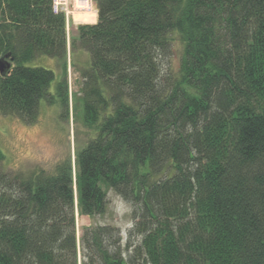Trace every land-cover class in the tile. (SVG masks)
I'll return each mask as SVG.
<instances>
[{
  "label": "trees",
  "instance_id": "trees-1",
  "mask_svg": "<svg viewBox=\"0 0 264 264\" xmlns=\"http://www.w3.org/2000/svg\"><path fill=\"white\" fill-rule=\"evenodd\" d=\"M94 1L97 21L68 42L52 0H0V114L33 123L42 99L68 114L76 40L94 132L74 171L0 166V264H264V0ZM41 55L60 63L54 92ZM109 190L132 225L78 240L76 213L104 214Z\"/></svg>",
  "mask_w": 264,
  "mask_h": 264
},
{
  "label": "rangeland",
  "instance_id": "rangeland-1",
  "mask_svg": "<svg viewBox=\"0 0 264 264\" xmlns=\"http://www.w3.org/2000/svg\"><path fill=\"white\" fill-rule=\"evenodd\" d=\"M84 15L76 13L74 18L82 19ZM79 24L84 23L77 22V20L74 22L69 18V42L75 39L72 38L71 33L75 28L77 29ZM68 45L67 79L70 98L68 114L61 117L59 103L49 104L44 99L39 103L38 116L33 123H26L16 116L0 114V151L4 155L0 166L21 179L30 177V175H38L41 172L52 174L56 166L67 158L71 159L74 171L75 153L94 134L93 130L89 129L83 121V102L80 98L82 85L80 71L87 66L89 54L81 49L76 40L71 47L70 43ZM180 51V41L175 39L171 62L174 68L178 65ZM31 64L43 66L54 72L55 79L50 85V91L54 92L56 83L62 77L59 61L53 57L41 55ZM90 223L116 225L120 227L124 237L126 230L132 225L130 206L109 190L108 205L104 214L91 219L76 213L78 240L82 227Z\"/></svg>",
  "mask_w": 264,
  "mask_h": 264
},
{
  "label": "built area",
  "instance_id": "built-area-1",
  "mask_svg": "<svg viewBox=\"0 0 264 264\" xmlns=\"http://www.w3.org/2000/svg\"><path fill=\"white\" fill-rule=\"evenodd\" d=\"M52 8L55 12L63 13L67 23L69 18L75 21L76 13L94 15L96 12L93 0H52Z\"/></svg>",
  "mask_w": 264,
  "mask_h": 264
},
{
  "label": "water",
  "instance_id": "water-1",
  "mask_svg": "<svg viewBox=\"0 0 264 264\" xmlns=\"http://www.w3.org/2000/svg\"><path fill=\"white\" fill-rule=\"evenodd\" d=\"M7 56V55H6ZM4 67H5V62H4V59H0V73L3 72L4 70Z\"/></svg>",
  "mask_w": 264,
  "mask_h": 264
},
{
  "label": "bare ground",
  "instance_id": "bare-ground-1",
  "mask_svg": "<svg viewBox=\"0 0 264 264\" xmlns=\"http://www.w3.org/2000/svg\"><path fill=\"white\" fill-rule=\"evenodd\" d=\"M86 15H88V14H86ZM86 15H84L83 17H82V19L84 20V21H88L89 19H88V17L86 16ZM91 18L93 17V16H90ZM81 18H78L77 20H80Z\"/></svg>",
  "mask_w": 264,
  "mask_h": 264
},
{
  "label": "crops",
  "instance_id": "crops-1",
  "mask_svg": "<svg viewBox=\"0 0 264 264\" xmlns=\"http://www.w3.org/2000/svg\"><path fill=\"white\" fill-rule=\"evenodd\" d=\"M76 29V28H75ZM75 29L72 31V38H76V35H77V29L75 31Z\"/></svg>",
  "mask_w": 264,
  "mask_h": 264
}]
</instances>
